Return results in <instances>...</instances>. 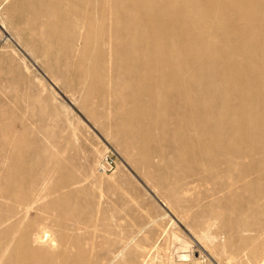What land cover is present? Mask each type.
I'll return each mask as SVG.
<instances>
[{"label":"rangeland","instance_id":"1","mask_svg":"<svg viewBox=\"0 0 264 264\" xmlns=\"http://www.w3.org/2000/svg\"><path fill=\"white\" fill-rule=\"evenodd\" d=\"M175 1L163 4L172 7ZM104 5L100 0H0V218L9 217L0 231L14 223V241L24 234L28 243L43 228L52 232L55 244L38 246L43 256L20 254L22 264H181L179 247L187 241L194 256L199 250L205 255L204 264H264L258 262L264 256L260 238L238 239L231 229L213 225L208 233L215 230L218 245L214 246L192 234L197 230L195 212L196 218L209 211L220 214L217 225L230 222L239 211L255 212L256 204L247 208L244 202L249 196L256 200L260 181L253 191L216 193L184 212L188 199L200 198L203 187L182 191L181 184L206 175L207 171L197 173L203 159L192 161L189 155H175L169 149L167 141L175 127L165 114L170 108L158 104L147 91L133 93L148 81L129 77L128 65L117 60L122 49L114 51L104 43L107 31H114L105 26L107 19H100ZM85 8L90 19L81 10ZM216 11L208 25L200 14L192 15L200 18L197 27L211 37L218 31L212 24L220 17ZM229 11L225 16L232 17L226 23H242ZM259 16L256 22H264V9ZM100 24L101 30H92ZM142 25L151 31L148 23ZM257 30L237 29L233 39L252 42L262 35L261 28ZM241 45V50L234 46L238 58L256 70L264 69V45ZM206 54L214 55L212 50ZM190 64L192 68L198 63ZM210 79L218 83L216 75L208 72L193 79L194 87L200 89ZM205 96L213 101L219 97ZM237 103L263 117L258 134L264 146L263 104L252 99ZM211 109L207 106L203 119ZM125 112L128 123L120 121ZM154 149L162 152L159 162ZM239 197L242 208L235 206ZM207 201L212 203L204 206ZM18 213L21 224L16 221ZM10 232L0 237V257L12 252L3 251ZM12 253L16 261L17 253Z\"/></svg>","mask_w":264,"mask_h":264},{"label":"bare ground","instance_id":"2","mask_svg":"<svg viewBox=\"0 0 264 264\" xmlns=\"http://www.w3.org/2000/svg\"><path fill=\"white\" fill-rule=\"evenodd\" d=\"M100 1L105 3L100 19L103 21L107 19L109 24L105 22V26L108 29H114L113 32L107 31L104 43L109 47L108 49L114 51L122 49L117 60L128 65L129 70L126 71V74H129V77H141L148 81V85L139 87L133 93L147 91L154 96L158 104L170 108V111H166L165 114L169 116V121L172 119L175 127L170 130L171 138L167 141L169 149L175 155L181 153L189 155L192 161L197 158L203 159L204 166L197 173L207 171L206 175L195 176L190 182L186 181L181 184L182 191L183 189L188 191L203 187L200 198L188 199L184 212L186 213L191 208L193 209V206L205 201V197L216 193L238 195L240 191H253L256 181H260L256 200L255 196H249L244 202L247 208L256 204L255 212L250 210L240 213L239 211L238 215L230 222L221 221L218 225L216 219L221 216L220 214L209 211L204 218H196L198 213L195 212L193 219L197 230H192L194 237L199 240L208 239L211 244L217 246L215 230L208 233V230L215 225L216 229H231L239 237L238 239L246 238L248 241H253L260 238L261 242H264V212L262 211L264 209V176H262L264 173V146L261 144L258 134L259 126L263 125V117L261 114L257 117L253 112L244 110L237 103L238 100L242 103L246 99H252L264 106V69L256 70L242 57L238 58L240 55L234 51L237 48L241 50L243 48L241 44L264 45V22H256L260 17L259 12L264 9V0H225L223 3H220L221 0H176L172 7H166L165 3L163 4L164 0ZM214 9L217 10L216 12L221 18L217 17L215 23H212L218 28V31H214V35L211 37L204 33V28L197 27L200 18L194 19L192 15L200 14L201 21L203 20L208 25ZM81 10L84 14L88 13L90 19L91 13L87 11L88 8ZM229 10L244 22L236 24L232 21L233 25L231 22L226 23L225 20L229 21L232 17L225 16ZM247 19L250 20L247 21ZM236 20L238 21V19ZM142 22L148 23L151 31H147ZM90 27L91 21L89 20L87 28L91 29ZM241 28L250 31H258L257 29L261 28L262 35L249 43L233 39L238 34L237 29ZM99 29H102L101 24L94 25L92 30ZM208 29L210 30V28ZM196 37L200 41H192ZM185 50L191 54L186 56ZM211 50L214 55L207 56L206 52ZM196 61L197 66L191 68L190 63ZM208 72L216 75L218 83L210 79L203 82L200 89H196L193 79ZM207 93L219 97L214 101L212 98L205 99ZM170 97L171 99H168ZM210 105L212 109L207 112V119H203L202 115L206 117L205 109ZM190 112L195 114L192 115ZM128 116L127 112L123 113L120 121L128 123L130 121ZM216 122L223 125L216 127L214 126ZM118 123L115 121V124ZM162 147L165 149L166 144H163ZM152 153L157 156L159 162L162 152L157 154V150L154 149ZM228 162L230 164L226 165ZM175 178L181 180L180 177ZM211 203L212 201L209 203L207 201L203 205ZM242 205V199L239 197L235 206L242 208ZM24 212L23 210V214ZM8 218H0V227H3ZM19 219L20 217L16 218V221ZM9 226L5 232L0 231V237L11 231V238L8 237L3 251L11 249L12 252L17 253V259L15 261V254L9 252L5 257H0V264H22V257L21 261L19 260L20 254L43 256L44 253L38 246L44 243L52 247L55 244L52 232H48L44 228L38 236H34L33 242L30 241L37 247L30 246L24 234L22 237L20 236V241L18 239L14 241L12 237L14 223H9ZM248 231H251L249 235L244 237V234L240 235V233ZM17 233H19V228ZM173 236L179 238L177 234H173ZM180 242L185 243V240L180 239ZM189 243L187 241L185 245L182 244L179 247L182 252L179 253V256L183 259L181 264H204L205 255L199 250V256H194V247ZM199 244L205 245L206 243L200 241ZM42 249L46 250L45 247ZM122 249L123 247L118 249L113 256H116L117 253L119 255ZM262 252L264 254V244ZM263 259L264 256H261L258 262L264 261Z\"/></svg>","mask_w":264,"mask_h":264}]
</instances>
